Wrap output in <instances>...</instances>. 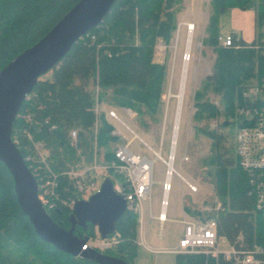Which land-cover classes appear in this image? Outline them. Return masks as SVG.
Instances as JSON below:
<instances>
[{
	"label": "trees",
	"instance_id": "1",
	"mask_svg": "<svg viewBox=\"0 0 264 264\" xmlns=\"http://www.w3.org/2000/svg\"><path fill=\"white\" fill-rule=\"evenodd\" d=\"M79 0H0V70L27 48L37 43ZM183 0H115L107 14L79 38L52 68L50 78L38 79L32 92L42 108L33 107L34 118L41 121L32 132L50 151V167L59 173L74 168L82 160L107 165L121 138L114 134L103 110L94 111L96 103L127 108L135 113L134 122L144 132L160 128L162 94L166 86L167 66L153 61V46L161 39L168 45L176 29L175 16ZM251 9L255 14L256 38L246 43L234 35L238 48L218 45L219 16L227 9ZM264 0H210L204 44L216 53L212 73L196 91L195 122L224 118L221 127L242 124L236 115L244 102L243 91L260 84L264 78V55L255 49L264 39ZM218 97L217 105L209 94ZM23 102L13 123L12 136L27 127L21 115L29 107ZM44 120H47L44 122ZM229 124V125H228ZM52 126H54L52 128ZM197 132L212 141L210 154L199 159L206 175L213 179L219 207L206 217L217 221V235L240 248L264 246V222L249 193L248 177L238 163L236 145L225 147L227 135L207 123L195 126ZM77 130L72 144L71 130ZM20 142H25L19 137ZM21 154L24 153L18 146ZM201 164H197L202 167ZM114 184L122 178L109 170ZM105 179V180H106ZM104 180V181H105ZM103 181V182H104ZM102 182V183H103ZM13 177L0 161V264H99L74 257L41 239L19 206L13 189ZM61 196L71 200L81 197L74 180L60 176ZM190 216L198 211L184 204ZM70 206L49 211L51 218L69 228ZM138 215L130 210L117 221L121 235L115 248L105 253L132 264L137 256ZM74 234L82 239L95 236V227L76 226ZM175 264H212L202 253H176ZM223 264V263H221Z\"/></svg>",
	"mask_w": 264,
	"mask_h": 264
},
{
	"label": "rangeland",
	"instance_id": "2",
	"mask_svg": "<svg viewBox=\"0 0 264 264\" xmlns=\"http://www.w3.org/2000/svg\"><path fill=\"white\" fill-rule=\"evenodd\" d=\"M183 1L182 7L175 16L176 29L171 42L166 45L161 39H158L153 46V61L165 63L167 66L166 86L161 98L162 119L160 128L157 132L144 133L140 131L134 122L135 113L130 109L127 110L129 115L125 114V110L117 109L123 123L107 119L111 124L115 125V130L121 133L120 135L122 136L119 135L121 144L129 142V147L133 152L147 156L148 158H154L153 152L150 149L145 147L138 138H133L134 134H136L153 150L161 148L162 157L167 159L170 149L172 151L173 141H175V119L178 110V99L180 100L178 113L180 123H178L179 131L177 135L175 134L177 144L173 165L190 182V185L196 187L197 190L192 191L190 188V192L189 189L186 191L187 186L179 177L173 175L171 177L172 188L167 198L166 215L168 220L164 221L161 225L157 219L150 217L148 205H144L142 223H139L138 228V238L140 237L141 227L146 245L150 249H146L144 245L138 246L135 264H175V254L170 250L177 246L182 234V220L185 218L183 196L184 204L190 207V209L199 212V215L193 217L186 213L187 218L196 219L200 215L206 217L208 214L214 212L218 206L213 179L209 175H206V168L203 167L199 160L212 151V149L210 150L212 140L199 134L195 126L199 123L201 125L207 123L210 128H215V131L220 133L222 131V134L227 135L224 142L225 147L230 144L236 145L237 127L231 125L232 129L229 132L230 127H221V123L224 120L222 116L202 122H195L193 120V115L197 110L195 106V93L200 89L204 78L212 73L216 53L211 46L209 47L204 44L207 36L206 25L208 23L210 0ZM230 26L229 12L222 14L220 16L219 34L225 37L231 32ZM262 29L264 31V28ZM218 45L222 46L219 37ZM186 69L187 74L184 73ZM50 75L51 71L38 79H47L50 78ZM209 99L215 105H217L219 100L217 96L211 93L209 94ZM99 106V110L105 112L109 109H114V107L103 103ZM198 163L201 164V168L197 165ZM80 165H85L83 160L76 165L78 166V170L83 169ZM164 172V164L159 160L155 161L151 187V208L154 215H158L160 211L161 183L165 178ZM90 178H93V181L100 187L106 178H111V175L105 169H91L83 180L87 183ZM92 191V189L82 191L80 193L81 197L88 199L94 193ZM218 245L220 249H225L228 246L222 239L219 240Z\"/></svg>",
	"mask_w": 264,
	"mask_h": 264
},
{
	"label": "built area",
	"instance_id": "3",
	"mask_svg": "<svg viewBox=\"0 0 264 264\" xmlns=\"http://www.w3.org/2000/svg\"><path fill=\"white\" fill-rule=\"evenodd\" d=\"M219 40L223 47H239V45H234L233 34H228L225 37L219 36ZM255 48L260 49L264 55V39H260L259 44L255 45ZM243 100L245 103L238 105L236 109V115L242 123L237 128L236 152L239 166L248 177L249 193L253 195L255 208L264 222V78L261 79L259 85L251 86L243 91ZM24 101L30 105L25 108L21 115L22 119L27 123V127L19 129L20 135H14L12 139L17 147H21L24 153L22 157L37 181V197L48 213L60 206L67 205L71 208L73 206L74 200L70 201V198L67 199L61 196L58 191L61 175H67L74 180L75 186L80 193L90 189L94 193L99 190L100 187L93 181V178H90L87 183L83 180L91 169L111 170L122 178V182L116 181L113 184V189L124 197L127 210L138 215L140 224L142 223L145 204L148 205L150 217L157 219L160 223L166 220L167 198L172 188L171 177L173 175L182 179L192 191L197 190L174 167L175 150L172 149L171 151L170 149L168 158L164 159L161 154V148L153 150L136 134H134L133 138H138L145 147L150 149L154 158H148L133 152L129 147V142H127L116 148L114 152L115 158L110 164L100 166L94 159L92 164L80 165V167H83L82 170H78V166H76L68 171L59 173L53 171L48 161L50 155L48 147L43 140L35 139L32 132L35 127L42 125L41 121L34 118L35 114L32 109L33 107L42 108V104L37 100L36 93L32 91L26 95ZM99 108V104L96 103L94 107L95 113L99 111ZM106 117L107 119L121 121L114 109L107 110ZM46 121L44 120V122ZM113 133L118 136L121 134L115 129ZM19 137H23L25 142H20ZM69 138L72 144H75L77 130H71ZM158 160L165 166V178L161 183L160 211L158 215H154L151 208V187L153 183V165ZM95 232V236L86 241L82 248L83 250L89 247L105 253V251L115 248L120 242L121 235L118 231H114L112 235L106 238L101 237L97 228ZM220 239L228 244L227 248H219ZM173 252L175 254L202 253L212 260V264H264V246L256 245L252 248H240L229 244L225 238L217 235V221L215 218L205 220L196 218L183 221L182 234Z\"/></svg>",
	"mask_w": 264,
	"mask_h": 264
},
{
	"label": "water",
	"instance_id": "4",
	"mask_svg": "<svg viewBox=\"0 0 264 264\" xmlns=\"http://www.w3.org/2000/svg\"><path fill=\"white\" fill-rule=\"evenodd\" d=\"M114 2L79 0L44 37L0 70V161L13 177V189L19 206L41 239L74 257L90 259L99 264L129 263L89 247L83 250L87 239L74 234L76 226L86 228L91 224L102 238L112 235L116 231L117 221L127 210L126 200L115 192L112 181L106 179L88 199L74 200L68 217L69 228L57 224L37 197V181L14 143L12 131L25 97L33 90L38 78L51 71L72 45L102 20Z\"/></svg>",
	"mask_w": 264,
	"mask_h": 264
},
{
	"label": "crops",
	"instance_id": "5",
	"mask_svg": "<svg viewBox=\"0 0 264 264\" xmlns=\"http://www.w3.org/2000/svg\"><path fill=\"white\" fill-rule=\"evenodd\" d=\"M227 12H229V18H230V23H231V26H230L231 32H229V34H233L236 37L241 38L246 43H252L254 41V39L256 38V34H255V14H254V11L251 10V9L242 10L240 8H237V7H232V8L227 9L222 14H226ZM220 16H219V26H220ZM219 36H221V35L219 34ZM114 109L116 110V112L118 114L119 111H117V109H119V108H114ZM120 109H122L123 111L125 110V114L129 115V113L127 111L128 110L127 108H120ZM178 131H179V126H178V129L176 131V135H177ZM138 137H139V135H138ZM139 138L142 140L141 137H139ZM175 141L177 142L176 136H175ZM181 176L186 180V178L182 174H181ZM180 180L186 185V183L182 179H180ZM188 189L189 188L187 186L186 191H188ZM189 192H190V189H189ZM183 210H184V196H183ZM184 214H185V218L182 220V225H183V221H187V220L191 219L190 217L189 218L186 217V212L185 211H184ZM166 217H167V215H166ZM166 220H168V218H166ZM161 224L162 223H160V225ZM182 230H183V226H182ZM139 238L137 237L138 246L144 245V247L146 249H150L146 245L144 234H143V229L141 227H140V237ZM176 247L177 246H175V248ZM175 248L170 250V251L172 253H174L173 251L175 250ZM137 251H138V248H137ZM135 262H136V259L133 260L132 264H135ZM174 262H175V259H174Z\"/></svg>",
	"mask_w": 264,
	"mask_h": 264
},
{
	"label": "bare ground",
	"instance_id": "6",
	"mask_svg": "<svg viewBox=\"0 0 264 264\" xmlns=\"http://www.w3.org/2000/svg\"><path fill=\"white\" fill-rule=\"evenodd\" d=\"M190 41H191V40H190ZM190 41H189V43H190ZM184 73L187 74V69L185 70ZM179 109H180V100H179ZM178 113H179V110H178ZM178 123H180V122H179L178 115H177L176 126H175V133H174V139H175L176 131H177L178 126H179ZM176 144H177V142H176V141H173V144H172V149H173V150H175ZM162 223H163V222H162ZM86 249H87V248H86Z\"/></svg>",
	"mask_w": 264,
	"mask_h": 264
}]
</instances>
